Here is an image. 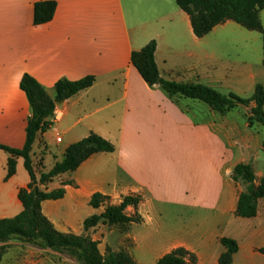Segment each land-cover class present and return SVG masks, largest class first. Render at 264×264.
<instances>
[{"label": "crops", "instance_id": "1", "mask_svg": "<svg viewBox=\"0 0 264 264\" xmlns=\"http://www.w3.org/2000/svg\"><path fill=\"white\" fill-rule=\"evenodd\" d=\"M54 1L51 21L37 26L33 24L37 0H0V145L21 150L25 144L31 109L19 87L23 75L32 77L51 96L59 79L77 81L93 76L91 87L55 108L53 125L32 146V170L35 176L50 171L62 161L69 145L90 133L110 142L114 151L93 154L75 171L54 177L46 186L39 184L44 192L63 191L59 199L40 202L41 215L56 232L82 236L85 219L100 215L107 206L119 205L126 196H139L136 214L147 223L131 227L136 264H155L176 248L193 254L195 264H219L225 251L219 243L223 237L237 244L233 264H264V254L259 252L264 246V197L257 202L255 217H236L243 185L231 179L232 169L239 163L252 166L255 185L264 177V163L257 170L262 160L255 151L257 147L264 151V138L259 134L263 125L249 126L240 107L220 114L203 102L169 97L159 86L149 87L130 61L131 52L154 40V60L162 79L213 90L232 89L244 97L257 84L264 87V80H257L264 77V61L257 55L255 61L224 59L228 48L223 43H247L240 46L254 52L256 37L224 33L237 25L226 21L196 38L188 16L174 0ZM137 7L146 10L143 21L133 13ZM259 20L263 26L264 10L259 12ZM230 64L238 69L232 70ZM254 66L259 67L257 76ZM249 113L250 107L246 115ZM147 123L155 125L156 134L187 140L191 149L186 183L168 202L155 201L150 193L158 174L147 162L148 155L155 152L148 140ZM57 136L60 142H56ZM9 158L0 150V220L23 211L18 193L30 183L23 158H15V173L5 179ZM94 194L105 197L98 208L89 204ZM124 213L135 214V208L127 206ZM106 226L102 223L91 234L92 240L100 241L97 249L101 255L106 247L118 250L111 239L113 231ZM0 264L75 262L49 248L7 243Z\"/></svg>", "mask_w": 264, "mask_h": 264}, {"label": "trees", "instance_id": "2", "mask_svg": "<svg viewBox=\"0 0 264 264\" xmlns=\"http://www.w3.org/2000/svg\"><path fill=\"white\" fill-rule=\"evenodd\" d=\"M177 7L189 18L191 30L196 38H202L211 30L226 21H232L249 31L263 33L259 20V12L264 10V0H174ZM54 0H37L34 4L33 24L43 25L51 21L55 12ZM156 44L149 41L138 51L131 52L130 61L141 79L149 86H159L169 97L179 96L186 99L197 100L208 105L214 111L223 113L239 107H250L247 123L251 126L259 123L264 126V87L257 84L253 95L249 99L240 98L234 94L222 95L216 90L200 84L177 83L164 80L160 77L154 60ZM95 78L87 76L77 81L59 79L53 86L51 96L41 85L29 75H23L19 87L24 92L30 109L31 118L28 120L25 134L26 140L21 150H13L0 145V150L8 153L7 174L5 179L15 173V158H23L24 167L27 170L30 183L27 190H20L18 198L22 203L23 211L11 219L0 220V242L17 235L25 236L26 219L30 217V223L35 217L50 225L49 231L36 233L44 241L46 248L51 250L77 248L80 251V259L83 264H119L115 263L112 255L102 257L98 254L97 245L85 236H74L56 232L40 213L39 204L43 200L59 199L63 195L61 189L44 192L38 185L45 186L54 177L67 172L75 171L83 161L96 153H111L113 145L102 137L90 133L82 140L69 145L61 162L55 163L50 171L41 176V180L35 184L36 177L32 170L30 157L32 146L37 136L48 130L54 122L55 102H63L86 90L93 85ZM231 179L235 183L244 186L239 194L234 215L239 218H253L257 212V202L264 197V177L255 185V176L250 164H236L231 173ZM105 197L94 194L89 202L90 206L98 208ZM141 198L139 196H126L117 206H107L100 215H93L83 222L84 231L95 227L99 222L109 225L115 224H139L141 217L134 214L126 216L124 210L127 206L137 208ZM219 243L225 251L218 259L219 264H233L232 256L238 247L234 240L221 238ZM264 254V246L259 249ZM2 253V250H1ZM195 256L183 248H176L162 256L155 264H195Z\"/></svg>", "mask_w": 264, "mask_h": 264}, {"label": "rangeland", "instance_id": "3", "mask_svg": "<svg viewBox=\"0 0 264 264\" xmlns=\"http://www.w3.org/2000/svg\"><path fill=\"white\" fill-rule=\"evenodd\" d=\"M132 12V11H131ZM146 12V10H142L141 8L137 7L133 10V13L136 17L139 15V20L143 21V15ZM150 14V13H149ZM263 34L257 33V32H250L247 31L243 28H241L238 25H235V29L233 30H227L224 33L230 34V35H242V34H252L256 37V51L250 52V49L245 46H240L241 44H247V43H242V42H234V43H223L226 45V48H228V51L223 53V58L228 59L229 61H240V60H252L255 61V55L260 58V62L264 61V20H263ZM236 40V39H235ZM249 44V43H248ZM228 46V47H227ZM236 65V64H235ZM232 66V70L235 69V71L238 69V65L234 66V64H230ZM224 67H229L227 66L226 63H224ZM223 67V68H224ZM259 68V67H258ZM257 67H253V73L255 76H257ZM258 81L264 80V77H258ZM232 89H217L216 91L219 92L222 95H228V94H234L238 96L237 94L233 93L230 91ZM253 95V91L249 93V95H244V97H240L243 99L250 98ZM241 111L245 115L246 121H247V115L246 111L248 110L247 107H240ZM227 112V111H225ZM220 113V114H224ZM147 123V131L149 132L148 135V140L153 145V148L155 152L151 153L147 157V162L148 166L157 172V180L154 182L152 187H150L151 190V195L153 200H161L165 199L163 202H168L166 200L172 199V197L176 196L175 195V190L179 189L182 187L186 181V170L185 169H190V163L189 157L191 153V149L188 145L187 140L181 139V137H174L171 136V138L168 136V133L159 135L158 133L156 134L157 128H155V125ZM253 124L251 127H253ZM264 127V126H263ZM168 132V131H167ZM261 137L264 138V131L259 133ZM49 149H52L51 143H48ZM261 148L264 149V142L261 144ZM254 149V148H253ZM255 151L259 154L262 162L258 164L257 170H261V167L263 168V163H264V151L259 149L258 147L255 148ZM188 163V164H187ZM262 164V165H261ZM39 171V170H38ZM44 173L39 172V175L35 176L36 181L35 184L33 185L35 188H37L38 182L41 180V176ZM46 174V173H45ZM52 182V181H51ZM49 182V183H51ZM49 183H45V186L48 185ZM244 189V186H243ZM56 190V189H55ZM54 191V190H51ZM47 191V192H51ZM169 204V203H167ZM137 213V209H135V214ZM134 214H131L130 217H133ZM30 217L26 219L27 225L24 226V229L26 230V235L23 236H17L13 235L9 238H7L4 241H1L0 243L3 244L0 246V256H1V250H4L5 244L7 243H25V244H31V245H37L42 248H46L44 245V241L42 238L37 235L36 233L41 232H47L49 231L50 225L48 223H45L41 219L35 217L31 223L29 222ZM147 219V218H146ZM143 223H147V220L143 221ZM140 222V223H141ZM102 222H99L95 227L89 228L82 236L87 237L89 240L92 242H95L96 245L100 243L99 240H92L91 234L94 228L97 226L100 227ZM106 224V223H104ZM131 227L132 224H115V225H109L105 227L106 230L109 229L113 231L112 234V242H115V244L118 246L117 251H111L109 247L105 248V252L103 255H101L98 251V254L102 257H108L109 255H112L113 260L115 263L119 264H136L135 260L133 258V240L131 238ZM133 232H135V227L132 228ZM104 231V229H103ZM98 230H94L93 233H97ZM98 236L103 237V232H99ZM55 251L61 255H65L69 258H71L75 264H83L81 259H80V251L77 248H67V249H59V250H52Z\"/></svg>", "mask_w": 264, "mask_h": 264}, {"label": "water", "instance_id": "4", "mask_svg": "<svg viewBox=\"0 0 264 264\" xmlns=\"http://www.w3.org/2000/svg\"><path fill=\"white\" fill-rule=\"evenodd\" d=\"M62 104L63 102H55V106L59 109L62 107Z\"/></svg>", "mask_w": 264, "mask_h": 264}, {"label": "built area", "instance_id": "5", "mask_svg": "<svg viewBox=\"0 0 264 264\" xmlns=\"http://www.w3.org/2000/svg\"><path fill=\"white\" fill-rule=\"evenodd\" d=\"M56 142H60V137H56Z\"/></svg>", "mask_w": 264, "mask_h": 264}]
</instances>
